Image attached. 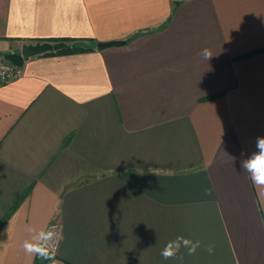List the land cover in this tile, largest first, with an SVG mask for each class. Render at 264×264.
I'll return each instance as SVG.
<instances>
[{
  "label": "crops",
  "instance_id": "1",
  "mask_svg": "<svg viewBox=\"0 0 264 264\" xmlns=\"http://www.w3.org/2000/svg\"><path fill=\"white\" fill-rule=\"evenodd\" d=\"M54 38L84 48L23 58ZM7 54L23 74L0 85V264H36L23 241L54 221L47 264H264L241 168L264 137V0H0ZM177 236L201 248L165 260Z\"/></svg>",
  "mask_w": 264,
  "mask_h": 264
},
{
  "label": "clouds",
  "instance_id": "2",
  "mask_svg": "<svg viewBox=\"0 0 264 264\" xmlns=\"http://www.w3.org/2000/svg\"><path fill=\"white\" fill-rule=\"evenodd\" d=\"M200 56L205 61H209L214 55L210 49L204 48L201 50ZM241 168L248 174L250 183L261 193H264V137L256 138L255 151L241 161ZM27 231L33 232L35 229L29 227ZM56 236L57 233L52 228H49L47 230L41 229V242H36L35 238L32 240L25 239L22 244V249L28 257L29 262H31L34 257L53 260L55 256L54 249L43 241L51 240L54 237L56 238ZM182 248L187 250L188 255H194L197 249L201 248V241L192 240L184 236H177L164 246L160 255L165 260L174 259L181 252ZM205 250L211 255L214 252V245L205 246Z\"/></svg>",
  "mask_w": 264,
  "mask_h": 264
},
{
  "label": "built area",
  "instance_id": "3",
  "mask_svg": "<svg viewBox=\"0 0 264 264\" xmlns=\"http://www.w3.org/2000/svg\"><path fill=\"white\" fill-rule=\"evenodd\" d=\"M23 74V66L8 58H0V85L6 84L9 81L20 77ZM52 228L56 233V238L43 241L55 251V256L58 254L60 242L62 238V228L58 221L52 222L47 229ZM54 256V257H55Z\"/></svg>",
  "mask_w": 264,
  "mask_h": 264
},
{
  "label": "water",
  "instance_id": "4",
  "mask_svg": "<svg viewBox=\"0 0 264 264\" xmlns=\"http://www.w3.org/2000/svg\"><path fill=\"white\" fill-rule=\"evenodd\" d=\"M126 40H111L106 42H98L97 48L104 49L110 46H118L124 44ZM76 46L75 43H69L66 41H57V42H36L31 44H24L22 46V56L24 59H28L35 55H40L49 52H57L61 50H70Z\"/></svg>",
  "mask_w": 264,
  "mask_h": 264
},
{
  "label": "trees",
  "instance_id": "5",
  "mask_svg": "<svg viewBox=\"0 0 264 264\" xmlns=\"http://www.w3.org/2000/svg\"><path fill=\"white\" fill-rule=\"evenodd\" d=\"M69 41V38H54V39H51V40H48V41ZM84 46L80 45V44H76V46L70 50H61V52H71V51H77V50H81L83 49ZM87 48H90V47H87ZM7 57H10L12 60L14 58L15 62L18 61V57L16 58L15 57V54H7L6 55ZM51 260H46V259H42V258H36V264H47L48 262H50Z\"/></svg>",
  "mask_w": 264,
  "mask_h": 264
},
{
  "label": "rangeland",
  "instance_id": "6",
  "mask_svg": "<svg viewBox=\"0 0 264 264\" xmlns=\"http://www.w3.org/2000/svg\"><path fill=\"white\" fill-rule=\"evenodd\" d=\"M60 248V247H59Z\"/></svg>",
  "mask_w": 264,
  "mask_h": 264
}]
</instances>
